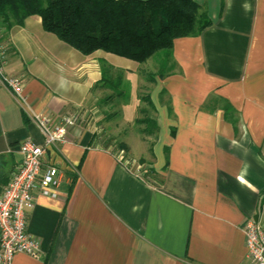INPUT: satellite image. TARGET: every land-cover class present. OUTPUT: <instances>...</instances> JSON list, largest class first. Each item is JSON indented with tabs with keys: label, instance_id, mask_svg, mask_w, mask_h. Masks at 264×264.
Listing matches in <instances>:
<instances>
[{
	"label": "crops",
	"instance_id": "crops-1",
	"mask_svg": "<svg viewBox=\"0 0 264 264\" xmlns=\"http://www.w3.org/2000/svg\"><path fill=\"white\" fill-rule=\"evenodd\" d=\"M195 1L211 24L174 39V69L148 74L149 107L135 109L129 93L118 103L111 75L130 78L138 63L84 55L38 15L0 23V64L25 95L0 88V190L21 142L43 143L32 114L76 118L43 156L61 174L56 196L36 193L26 212L37 256L12 264H252L244 225L264 229V0ZM123 115L140 125L118 135Z\"/></svg>",
	"mask_w": 264,
	"mask_h": 264
},
{
	"label": "trees",
	"instance_id": "trees-1",
	"mask_svg": "<svg viewBox=\"0 0 264 264\" xmlns=\"http://www.w3.org/2000/svg\"><path fill=\"white\" fill-rule=\"evenodd\" d=\"M30 15L84 55L103 50L137 63L157 56L159 76L175 67L174 39L211 24L195 0H0L4 29Z\"/></svg>",
	"mask_w": 264,
	"mask_h": 264
},
{
	"label": "built area",
	"instance_id": "built-area-1",
	"mask_svg": "<svg viewBox=\"0 0 264 264\" xmlns=\"http://www.w3.org/2000/svg\"><path fill=\"white\" fill-rule=\"evenodd\" d=\"M0 88L8 90L18 102L25 101L22 77L7 75L1 64ZM30 117L41 132L43 143L38 145L27 139L21 142L22 159L0 190V264H12L14 256L20 253L37 256L39 241L26 230V212L33 205L36 193L56 196L61 174L56 165H43V156L49 146L64 140L76 122L74 115L64 116L55 123L43 113ZM244 232L251 263L264 264V229L250 219L244 225Z\"/></svg>",
	"mask_w": 264,
	"mask_h": 264
},
{
	"label": "rangeland",
	"instance_id": "rangeland-1",
	"mask_svg": "<svg viewBox=\"0 0 264 264\" xmlns=\"http://www.w3.org/2000/svg\"><path fill=\"white\" fill-rule=\"evenodd\" d=\"M158 57L157 56H153L151 58H148L145 62L142 63H138V65H133V69L132 71L136 74H129L130 78H125L123 76L120 77V75H118V71H113L112 73V79L113 81L116 83V88H113V95L116 97V100L119 101L120 100H124L125 98H119V94L121 93L123 94H127L129 93L127 96H129V98L127 99V102L124 103V108L128 109V108H132L135 109V107L137 108L139 105H142L144 103V105L148 106L149 105L145 102L146 100V93H147V87H148V83L145 82V80H147V76L148 74H153L156 73L157 71V62ZM133 62V61H132ZM137 63V62H136ZM142 80V81H140ZM114 83V84H115ZM141 85V87H140ZM146 87V88H145ZM117 103V104H118ZM146 114H142L140 117H145ZM149 124V123H148ZM137 125H140V123H137L136 121L133 124H130L129 122H126V115H123L122 117H119V119L117 120L116 118H114L112 120L111 126L112 128H114V130L119 134H121V132H129L131 133V128L132 126L135 128H138ZM133 131V130H132ZM134 132V131H133Z\"/></svg>",
	"mask_w": 264,
	"mask_h": 264
}]
</instances>
